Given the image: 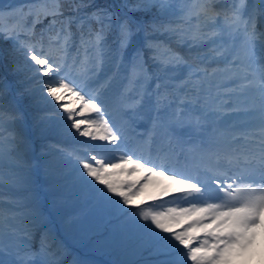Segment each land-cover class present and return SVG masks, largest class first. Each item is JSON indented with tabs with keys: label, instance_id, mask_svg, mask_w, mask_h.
Instances as JSON below:
<instances>
[{
	"label": "snow or ice",
	"instance_id": "obj_1",
	"mask_svg": "<svg viewBox=\"0 0 264 264\" xmlns=\"http://www.w3.org/2000/svg\"><path fill=\"white\" fill-rule=\"evenodd\" d=\"M0 41V264H92L45 211L29 126L51 122L82 147L45 167L70 164L117 222L139 257L122 264H247L264 234V0H28L0 8Z\"/></svg>",
	"mask_w": 264,
	"mask_h": 264
},
{
	"label": "rangeland",
	"instance_id": "obj_2",
	"mask_svg": "<svg viewBox=\"0 0 264 264\" xmlns=\"http://www.w3.org/2000/svg\"><path fill=\"white\" fill-rule=\"evenodd\" d=\"M5 47H8V43H4ZM3 46V45H2ZM186 51V49H185ZM73 78H75V76H73ZM46 79V78H45ZM47 112H51L52 110L50 108H46L45 109ZM57 134H62V135H66L62 129L57 125ZM41 142V146L43 147V150L42 151L44 154L45 153V150L46 152L48 153V156L43 158V163L45 164V162H48V161H55L57 159V153H56V149L57 148H60V147H57V146H54L53 144L51 143H48V142H44V141H40ZM71 169V165H67L65 166L63 164V162H60L58 164H56L52 169H47L45 166H44V173H49L50 174V180L51 182L52 181H58L60 182L58 186H64L66 190H68V192H72L70 186L72 185L73 181L72 179L69 177V178H65V174L70 171ZM49 180V181H50ZM75 187H80L79 185L75 186ZM76 191V188L73 189V191ZM75 196H73V201H70V203H74V204H81L85 199H87V197L89 196L88 193L86 192V190L84 189H80L79 192H75ZM48 203H49V211H51L52 214H56L57 217H59L61 219V226H62V229H64V232L67 234V236H70V237H73L72 236V230L74 231V220L73 222H71V220H69L70 217H68V215L64 214V211L62 210V208H64V204H57V199L53 197H51L49 200H48ZM47 203V205H48ZM50 216V215H49ZM51 217V216H50ZM117 229V226L114 228V230L116 231ZM112 233V232H111ZM94 236L93 239L95 241V244L97 245H101L102 247L104 246V242H105V237H103L106 233L105 232H102L101 230V227L98 226L97 229H95L94 233H93ZM125 241L128 242V238H125ZM107 247V246H106ZM124 246H120L118 247L114 253H112L113 255L110 256L108 252V250L106 252H102L101 253V257L103 258H108V259H111V260H115V261H118L120 262L121 261H127V260H135V259H139V257L137 255L134 254V250L133 251H125ZM105 249V247H104ZM103 249V251H104ZM107 253V254H106ZM71 258V257H70ZM131 258V259H130ZM89 259V258H88ZM96 257H91L89 261L92 262V264H97L96 263ZM99 264V263H98ZM122 264V263H121Z\"/></svg>",
	"mask_w": 264,
	"mask_h": 264
},
{
	"label": "trees",
	"instance_id": "obj_3",
	"mask_svg": "<svg viewBox=\"0 0 264 264\" xmlns=\"http://www.w3.org/2000/svg\"><path fill=\"white\" fill-rule=\"evenodd\" d=\"M105 0H97V3L103 4ZM108 2H111V0H108ZM139 16V14H136ZM47 24V20H45L41 24L36 25V31L39 32L45 25ZM111 39V37H110ZM4 41H0V47H5ZM3 45V46H2ZM6 48V47H5ZM22 60V58H21ZM8 71L11 72V65L8 64ZM32 72V69L25 66L24 71L21 73V77L30 75ZM74 186L76 184H73ZM71 208V207H68ZM81 216L74 219V226H75V234L74 236L77 237V240L79 243L85 244L87 241V238L91 233L95 231V229L98 228V226H102L101 222L105 217H108L110 214L103 209L100 206H94L93 208H87L86 211L80 214ZM72 219V220H73ZM121 231L118 229L117 232H115L109 239V246H115L117 241L120 239Z\"/></svg>",
	"mask_w": 264,
	"mask_h": 264
},
{
	"label": "bare ground",
	"instance_id": "obj_4",
	"mask_svg": "<svg viewBox=\"0 0 264 264\" xmlns=\"http://www.w3.org/2000/svg\"><path fill=\"white\" fill-rule=\"evenodd\" d=\"M7 6L16 7L17 5L10 1L9 5ZM3 8H6V6ZM260 237H262V235L257 237L256 245L252 250V254L249 257L247 264H264V241H262Z\"/></svg>",
	"mask_w": 264,
	"mask_h": 264
},
{
	"label": "water",
	"instance_id": "obj_5",
	"mask_svg": "<svg viewBox=\"0 0 264 264\" xmlns=\"http://www.w3.org/2000/svg\"><path fill=\"white\" fill-rule=\"evenodd\" d=\"M10 1H12L13 4H15L17 6L25 4L28 2V0H0V8H3L7 5H9Z\"/></svg>",
	"mask_w": 264,
	"mask_h": 264
}]
</instances>
